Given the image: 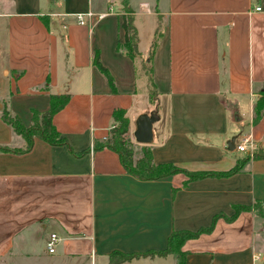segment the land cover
I'll return each instance as SVG.
<instances>
[{
	"label": "crops",
	"instance_id": "obj_1",
	"mask_svg": "<svg viewBox=\"0 0 264 264\" xmlns=\"http://www.w3.org/2000/svg\"><path fill=\"white\" fill-rule=\"evenodd\" d=\"M254 2L264 4L129 0L139 51L132 59L116 48L124 34L120 0H0L1 108L28 126L32 110H46L51 94H69L52 122L75 152L105 142L114 110H125L129 128L122 137L131 142L137 117L156 111L149 144L154 163L228 170L246 154L229 149L231 137L236 145L248 134L264 151V112L252 123L253 103L264 89V10ZM109 8L106 17L94 15L84 25L74 16ZM96 50L115 91L93 64ZM149 77L157 103L149 97ZM0 146H25L1 109ZM186 180L183 173L137 179L108 147L77 156L35 138L29 152L0 150V264H108L113 251L164 249L174 230L194 231L218 213L230 216L235 204L264 200V158H250L229 177ZM52 233L57 241L48 252ZM183 249L185 264H264V220L252 211L232 222L220 217L212 232L187 240Z\"/></svg>",
	"mask_w": 264,
	"mask_h": 264
},
{
	"label": "trees",
	"instance_id": "obj_2",
	"mask_svg": "<svg viewBox=\"0 0 264 264\" xmlns=\"http://www.w3.org/2000/svg\"><path fill=\"white\" fill-rule=\"evenodd\" d=\"M120 3L123 10L121 28L123 29L124 34L123 41L119 42L116 48L119 50H123L127 56L135 59L139 56V51L137 48V29L133 22V9L130 7L129 0H120ZM158 38L159 33L158 31H156L148 54V62L151 61L153 57V54L157 47ZM93 64L101 73H103L107 77L109 85L111 86L112 90L115 91L113 78L108 69L100 62L99 52L97 50L93 55ZM146 72H149L148 69H146ZM148 79L152 86L149 90V97L151 99V102L157 103V91L154 87L151 77H149ZM258 94L259 95L252 106L253 124H257L261 120L264 112V89L260 90ZM69 97L70 95L67 93L51 94L49 98V107L46 110H32L31 124L28 126L24 125L21 118L17 114L11 113L4 105L1 108V119L6 124H8L16 134L23 137V139L25 140V146L22 148L0 146V150L17 154L26 153L32 149L35 138H39L50 145L65 146L69 152L77 156H83L85 153H88L90 151L89 148L81 150L79 152H75L69 145L67 139L59 133L52 122L53 116L66 105ZM125 114L126 112L123 109H116L113 111V119L118 125V137H120L121 139L122 135L127 133L129 128V120ZM137 146L128 139L126 140L123 138L122 141H119L117 144H112L109 141H105L104 143L95 142L93 149L97 150L103 147L113 149L118 154L125 171L137 179L155 180L165 176L183 173L187 176V180L184 182L185 185L191 181L207 177H229L239 172L245 162L250 158H264V151L258 150L253 154V156L245 154L244 157L237 160L236 164L232 168L225 171H188L186 169L178 167L173 163H154L152 159L151 146L141 144L138 153L135 150ZM243 211H252L264 220V200L255 199L251 204H235L233 205V213L230 216L218 213L212 218L209 226L200 227L199 229L194 231L188 229L174 230L169 235L166 247L164 249H149L147 251L136 253L113 251L110 255L108 264H119L121 262L130 261L132 259L140 257H163L167 255H173L176 259V264H185V259L188 251L183 249V247L187 240L195 239L201 234L212 232L218 218L223 217L225 220L232 222Z\"/></svg>",
	"mask_w": 264,
	"mask_h": 264
},
{
	"label": "built area",
	"instance_id": "obj_3",
	"mask_svg": "<svg viewBox=\"0 0 264 264\" xmlns=\"http://www.w3.org/2000/svg\"><path fill=\"white\" fill-rule=\"evenodd\" d=\"M256 11L260 10V7L255 8ZM112 12V9L109 8L107 11L100 12V13H93L90 10H87L86 12L82 13H76L74 14L77 24L84 25L86 24L87 20L92 18L94 15L97 16L98 19H102L106 17L108 14ZM118 125L117 123H114L108 128L107 135L103 138L104 141H109L110 143L113 141L120 139L118 137ZM94 146V145H93ZM93 146L91 145L90 151L93 150ZM235 148L239 152H243L246 154H249L250 156H253V154L258 150L257 145L254 143L253 139L248 134H243L240 138L237 144L235 145ZM57 241V235L55 233H52L49 237V239L46 242V248L48 252H53L55 249V244Z\"/></svg>",
	"mask_w": 264,
	"mask_h": 264
},
{
	"label": "water",
	"instance_id": "obj_4",
	"mask_svg": "<svg viewBox=\"0 0 264 264\" xmlns=\"http://www.w3.org/2000/svg\"><path fill=\"white\" fill-rule=\"evenodd\" d=\"M1 109V105H0ZM159 118L156 111L140 114L135 121L133 137L136 143L149 145L153 142V123ZM236 136L231 137L227 142L229 149H234Z\"/></svg>",
	"mask_w": 264,
	"mask_h": 264
},
{
	"label": "rangeland",
	"instance_id": "obj_5",
	"mask_svg": "<svg viewBox=\"0 0 264 264\" xmlns=\"http://www.w3.org/2000/svg\"><path fill=\"white\" fill-rule=\"evenodd\" d=\"M257 4H258L259 6H262V7H263V10H264V4H263L262 2H258V3H255V2H254L253 5H252L253 8H254ZM145 72H146V67H145ZM146 73H147V72H146ZM122 138H124V139L127 140V138H125L124 136H123ZM120 140H121V138H120ZM120 140H119V141H120ZM132 143L135 144L136 146L138 145L136 149L134 148V149L136 150V152L138 153V150H139V147H140L141 144H138V143H136V142H132ZM114 144H117V143H115V141H114Z\"/></svg>",
	"mask_w": 264,
	"mask_h": 264
}]
</instances>
